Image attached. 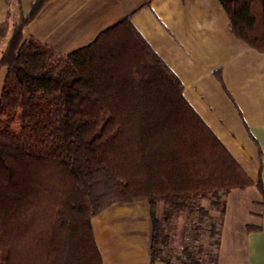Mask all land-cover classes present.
<instances>
[{"label":"trees","instance_id":"16d2710c","mask_svg":"<svg viewBox=\"0 0 264 264\" xmlns=\"http://www.w3.org/2000/svg\"><path fill=\"white\" fill-rule=\"evenodd\" d=\"M54 0H35L0 59V264H103L92 221L146 201L151 264H212L202 245L164 258L158 204L218 226L199 203L254 182L183 94L128 16L66 55L25 29ZM232 34L264 54V0H217ZM8 23L0 26L5 36ZM220 78V73H216ZM256 187L263 196L262 180Z\"/></svg>","mask_w":264,"mask_h":264},{"label":"crops","instance_id":"0c3cea01","mask_svg":"<svg viewBox=\"0 0 264 264\" xmlns=\"http://www.w3.org/2000/svg\"><path fill=\"white\" fill-rule=\"evenodd\" d=\"M34 1L15 0L21 9L18 17ZM43 11L33 22L34 32L25 37L60 54L64 46L84 37L91 43L106 28L132 16L136 29L180 79L190 105L252 179L251 187L259 180L264 185V54L232 34L229 17L217 0H54ZM12 12L11 0H0V26L8 23L7 34H0V59L17 25ZM42 14L46 19L38 26ZM6 75L2 68L0 99ZM209 201L199 204L213 216ZM262 202L260 193L252 201L256 209L233 213L239 220L217 224L215 236L210 222H203L207 232L200 245L205 254H215L212 264H264ZM92 226L103 264H151L148 202L113 204L93 219ZM196 244L190 250L195 251ZM185 249L169 252L186 259L181 254ZM154 264L170 263L161 259Z\"/></svg>","mask_w":264,"mask_h":264},{"label":"rangeland","instance_id":"374dc122","mask_svg":"<svg viewBox=\"0 0 264 264\" xmlns=\"http://www.w3.org/2000/svg\"><path fill=\"white\" fill-rule=\"evenodd\" d=\"M11 4L13 9L12 19L13 21L16 20L15 22H17L18 24L22 20L23 16L29 12L31 7H29L28 9L24 8L21 12L20 17H18V12L21 11L19 3L17 4L15 0H11ZM43 13L45 12L43 11ZM44 19H46V14H42V19L39 20L40 22H38L37 25L40 26L41 23L44 22ZM35 28L36 23H31L25 29V35L30 36V34L34 32ZM88 44H90L89 37H84L83 41H75L74 43H70L64 46V48L61 49L60 52H63V54L66 55L74 50L79 49L80 47L87 46ZM258 198H260V192L258 191V189L256 187H248L244 190H235L230 196H224L222 198L221 207H214L211 202L212 200H210L209 203H211V208H213L215 212L212 216L213 220L216 224L219 225L227 223L229 225L232 222V218L234 219V221H238L239 217H234L233 213L236 212L237 214H239L238 211L254 210V208L256 209L257 206L252 203V201L255 199L257 200ZM166 212L167 205L162 202L159 203L157 210L159 224L161 229L163 230V235L169 236L170 239V243L165 248V251L163 253L164 258L168 257V254H171V251L177 254V252L181 251V248H190L191 244L194 245L196 243V245L198 246L201 242L204 241L207 230L205 225L203 223L201 224L199 215L195 216L194 218V216L189 215V213H183L178 218L167 220ZM183 253L184 251L181 254L183 255ZM171 256H173L174 259L176 257L173 254H171Z\"/></svg>","mask_w":264,"mask_h":264}]
</instances>
